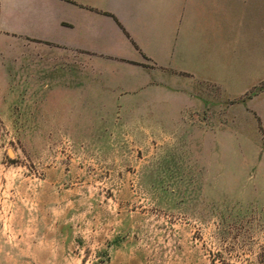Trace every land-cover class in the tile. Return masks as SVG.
<instances>
[{
	"label": "rangeland",
	"instance_id": "rangeland-1",
	"mask_svg": "<svg viewBox=\"0 0 264 264\" xmlns=\"http://www.w3.org/2000/svg\"><path fill=\"white\" fill-rule=\"evenodd\" d=\"M1 23L0 264H264L263 44L173 73Z\"/></svg>",
	"mask_w": 264,
	"mask_h": 264
},
{
	"label": "crops",
	"instance_id": "crops-1",
	"mask_svg": "<svg viewBox=\"0 0 264 264\" xmlns=\"http://www.w3.org/2000/svg\"><path fill=\"white\" fill-rule=\"evenodd\" d=\"M238 1L5 0L7 23L1 27L87 59L99 54L190 72L203 65L200 52L209 42L231 44L232 50L239 43L263 44L264 50V24L258 19L252 30ZM246 2L262 7L264 0Z\"/></svg>",
	"mask_w": 264,
	"mask_h": 264
}]
</instances>
